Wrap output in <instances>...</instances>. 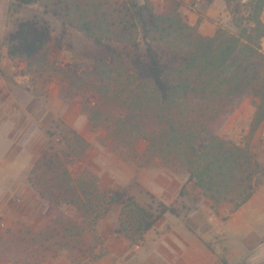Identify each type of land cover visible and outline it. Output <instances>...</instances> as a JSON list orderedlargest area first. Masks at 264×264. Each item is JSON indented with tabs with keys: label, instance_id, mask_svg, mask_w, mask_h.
I'll use <instances>...</instances> for the list:
<instances>
[{
	"label": "rangeland",
	"instance_id": "rangeland-1",
	"mask_svg": "<svg viewBox=\"0 0 264 264\" xmlns=\"http://www.w3.org/2000/svg\"><path fill=\"white\" fill-rule=\"evenodd\" d=\"M195 2L181 7L187 19L193 17L187 10L197 12ZM198 2L204 4L205 0ZM219 2L223 11L218 19L212 20L214 34L220 31L238 35L245 23L243 16L249 14V9L241 4L249 1L231 0L229 7L224 0ZM157 3L160 8H172L168 0ZM237 7L239 12L235 13ZM262 11L264 8L260 12L264 23ZM41 12L38 4L17 9L14 0H0V264H191L192 257L205 259L203 256L207 255L212 264L264 263V212L253 204L251 211L245 212L235 225L236 236H226L221 221L229 218L230 206L221 203L215 213L201 191L186 183L187 176L182 170L167 167L157 154L149 151V111L153 109L149 94L141 91L129 94L132 78L118 76L119 69L97 78L91 75V42L82 33L63 27L47 14L44 18L51 36L48 66L27 70L24 61L8 58L4 38L15 22L41 16ZM136 41L138 47L128 43L114 46L120 52L143 53L145 41L139 33ZM260 49L264 53V37L260 39ZM67 65L69 68L64 72L57 69ZM85 101L93 106L99 118L96 126H91L81 109ZM129 110L132 114L140 113L138 128L123 120V114ZM254 111L255 100L244 97L217 127V132L264 163V120L251 131ZM68 129L88 142L82 157L70 162ZM49 149L60 153L72 178H81L84 170V174L94 177L101 191L124 190L143 207L154 209L157 202H162L177 209L178 216L163 214L179 217L177 221H170L169 217L161 221L162 215L157 227L150 228L148 263L143 261L145 257H138L142 250L136 255L132 253L136 250L134 244L129 243L123 232L115 233L122 229L118 205L103 212L102 204L91 199L90 204L99 205L101 211L83 215L73 206L49 208L38 198L29 177L38 174L40 184L47 186L45 179L49 172L45 175L44 169L33 172V168ZM129 166L141 169L142 184L135 177L129 178ZM84 177L88 179L86 188L91 190V179L88 175ZM259 179L255 190L264 189V178ZM198 210L202 214L211 211L218 217L217 224L196 234L194 225L198 218L194 216H199L195 214ZM171 225H175L172 234ZM187 231L201 236L202 245L197 242L198 237L193 239ZM189 237L195 245L192 241L187 244ZM179 240L187 246L180 245Z\"/></svg>",
	"mask_w": 264,
	"mask_h": 264
},
{
	"label": "trees",
	"instance_id": "trees-1",
	"mask_svg": "<svg viewBox=\"0 0 264 264\" xmlns=\"http://www.w3.org/2000/svg\"><path fill=\"white\" fill-rule=\"evenodd\" d=\"M168 1L172 8H160L153 0L142 4L135 0H14L17 9L38 4L42 12L41 16L15 22L4 38L6 53L10 60L24 61L27 70L47 67L51 41L50 26L44 18L47 14L63 27L82 33L91 42V75L97 78L119 69L118 76L132 78L129 94H149V104L153 106L149 111V151L167 167L182 170L186 183L201 191L215 213L221 203L228 204L230 212H234L251 198L257 180L264 178V163L219 134L217 127L244 97L255 100L250 130L264 120V53L260 49L264 0L241 4L249 14L243 16L245 23L238 35L217 31L211 37L202 36L189 25L179 1ZM224 1L229 7L231 0ZM234 12H239L238 7ZM138 33L145 41L143 53L115 48L120 43L138 47ZM68 68L57 69L64 72ZM81 109L91 126L100 122L88 101ZM140 117L139 112L132 114L130 110L122 116L136 128ZM68 131L70 162L82 157L88 142L73 130ZM40 169H44L42 174L49 172L47 186L40 184L38 174L29 177V183L49 208L73 206L84 215L101 211L99 205L90 204L91 199L102 204L103 212L118 205L122 229L115 233L123 232L134 245L163 214L179 215L172 204L157 202L153 209L141 206L124 190L101 191L94 177L84 174V170L81 178H72L60 153L52 149L37 160L33 172ZM86 175L91 179V190L86 188Z\"/></svg>",
	"mask_w": 264,
	"mask_h": 264
},
{
	"label": "crops",
	"instance_id": "crops-1",
	"mask_svg": "<svg viewBox=\"0 0 264 264\" xmlns=\"http://www.w3.org/2000/svg\"><path fill=\"white\" fill-rule=\"evenodd\" d=\"M136 1L138 3L143 2V0H136ZM153 1L161 2L163 0H153ZM177 1H179L181 3V7L184 8L188 4L192 3L194 0H177ZM195 1L196 2L194 4V6H196L197 12L193 13L190 10H187V12L193 16V17H191V16L189 17L188 23L191 26H196L198 33L201 34L202 36L210 37L214 34V30H215V23H213L212 20L218 19L221 12L223 11L222 6L220 5L219 0H213L210 3H204V4L201 2H198L199 0H195ZM262 15H264V11H262ZM199 16L201 17V19L198 21ZM261 19H262V16H261ZM262 21H264V19H262ZM129 170H130L129 172H131V174L129 175V178L132 179L133 177H135L137 179V182L141 183V181H142L141 177H140L142 175L141 169H137L135 166H131V167L129 166ZM178 187H179V184L177 183L175 185V188L177 189ZM253 204L257 205L258 210L264 212V189L255 190L254 193L252 194L251 198L245 204H243L241 207H239L236 211L230 212L229 218H227L223 222L221 221L223 226H225L224 229H225L226 236H228V235H231L232 237L236 236V230L238 231V228L235 229V227H236L235 225L237 224V222H239V220L242 218V216L245 214V212L251 211V207L253 206ZM195 214L199 215V216H196V215L194 216V217L198 218V221L194 225V230H195L194 232H196V234H198L199 232L204 233V231L206 229L210 228L215 223L217 224L218 215L215 216V214H211V211H209V213H203V214H205V215H203L201 210H198V212L197 213L195 212ZM166 217H169L167 219H169L170 221H177L179 218L176 216L173 217V216L163 215L161 217V221L163 219H166ZM187 218L189 219V217H187ZM258 219H260V218H258ZM159 222H160V219L156 221V223L153 225L152 228H156ZM171 227H173V228H172V231L170 232V234H172V232L175 228V225L174 226L171 225ZM182 228H183V224H182ZM149 231H150V229H148L147 231L144 232L143 239L141 241L142 245H132L133 249L134 248L136 249L132 253L134 255H136V253H139V251L142 250L139 253L138 257H140V258L145 257V259L143 261H145L146 263L149 262ZM187 233L189 234L188 236L192 235L190 237H192L193 239L196 236L195 234H191L188 231H187ZM190 237L186 238L188 240L187 244L191 243V241H192V239ZM196 237H198L199 239H197ZM196 237L195 238L197 239V242H199L202 245L201 236L200 237L196 236ZM178 243H180V245H182V246L185 244V243L181 242V240H179ZM193 244H194V242H193ZM184 246L186 247L187 245H184ZM143 247H146V248H144V250H143ZM197 247H198V249H200L199 245H197ZM187 252H189V251H187ZM181 254H182V252H181ZM203 257L205 259H202L199 256H198V258L192 257V259H193L192 263L193 264H212L213 263V260L211 258H209L210 256L207 255V256H203ZM261 264H264V263H261Z\"/></svg>",
	"mask_w": 264,
	"mask_h": 264
}]
</instances>
